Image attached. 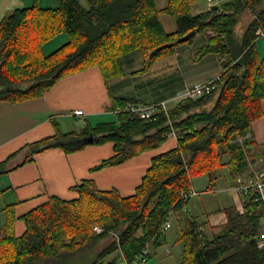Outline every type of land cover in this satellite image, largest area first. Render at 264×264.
<instances>
[{
	"label": "trees",
	"instance_id": "obj_1",
	"mask_svg": "<svg viewBox=\"0 0 264 264\" xmlns=\"http://www.w3.org/2000/svg\"><path fill=\"white\" fill-rule=\"evenodd\" d=\"M196 1L169 0L166 8L159 9L155 0H88L90 8L86 9L79 0H60L57 8L34 5L10 11L3 18L0 102L14 105L40 99L62 79L92 67L101 70L106 82L119 78L122 57L136 51L146 58V72L155 61L185 44L177 40L192 31L212 32L196 60L215 55L222 59L224 71L212 93L178 100L168 110L163 102L155 104L158 109L151 119H142L128 107L138 106V101L115 98L111 111L116 122L86 125L79 133H65L55 124L53 136L30 144L34 155L51 148L70 154L90 144L111 143L114 155L94 169L102 170L159 150L173 134L179 141L175 149L155 155L130 197L117 190L101 191L94 182L84 181L73 188L77 198L53 197L22 216L26 230L20 237L16 235V207H6L0 264H115L108 261L115 253L133 264L148 244L158 249L167 243L162 227L171 213L176 216L174 228L182 246L179 264H264V248L258 245L263 209L254 194L242 196L241 210L236 206L223 209L227 221L219 226L221 232L211 236L207 223H198L189 213L190 199L184 198L194 190L195 180L204 178L213 184L224 169L236 180L247 174L249 162L258 157L259 147L245 137L263 116L264 56L257 41L258 32H264V0H234L193 15ZM161 14L175 18L176 33L166 32ZM244 15L249 20L237 36ZM63 34L69 41L45 55L43 46ZM170 43H174L172 48L150 56ZM90 136L93 143L83 142ZM22 150L0 163V176L10 171V159ZM98 227L101 233L96 232ZM110 234L117 237L107 247L94 256L83 254Z\"/></svg>",
	"mask_w": 264,
	"mask_h": 264
},
{
	"label": "crops",
	"instance_id": "obj_2",
	"mask_svg": "<svg viewBox=\"0 0 264 264\" xmlns=\"http://www.w3.org/2000/svg\"><path fill=\"white\" fill-rule=\"evenodd\" d=\"M232 1L234 0H197L191 12L199 15L215 5ZM79 3L86 9L90 8L88 0H79ZM155 3L159 9H164L169 5V0H155ZM34 5L41 9L57 8L60 0H0V23L10 11ZM160 17L166 32L176 33L178 28L175 18L166 14H161ZM248 20L244 15V21ZM210 35V31L196 33L190 43L176 47L170 54L155 61L146 72H143L146 58L143 52L136 51L122 57L123 74L119 78L106 82L101 70L92 67L62 79L40 99L14 105L0 102V163L24 148L10 159L7 165L10 171L0 176V233L6 224V207H16V235L20 237L26 230L22 216L46 204L53 197L67 200L77 198L78 193L73 188L87 180L94 182L101 191L117 190L123 197L132 196L151 167L155 155L177 147L179 141L175 134L169 136L157 151L145 152L122 165L102 170L94 169L114 155V146L111 143L90 144L81 151L70 154L60 148H51L32 155V152H28V146L53 136L56 133L55 124L65 133H79L86 125L95 127L100 123L116 122V114L111 111L115 98L134 99L146 106L164 101L174 106L178 102L177 96L188 86L205 84L223 73L222 59L215 55L196 60ZM68 41V36L59 35L43 46V52L49 55ZM257 42L260 56L263 57L264 35ZM262 109L263 116L253 123L250 133L245 137V140H254L259 147L258 157L254 162H249L247 174L264 170V100ZM78 111H83L84 115L76 116ZM227 176L229 179L226 180ZM208 182L204 178L195 180L194 190L215 189L218 192L207 193L196 202V216L186 207L198 220L204 216L209 222L207 231L212 232L210 226L218 229L227 221L223 209L233 206L242 209V196L233 190L236 180L230 177L227 169L220 172L215 183ZM169 237L171 236L167 235L166 244L170 242ZM175 239L174 244L178 247L177 235ZM176 247H170L169 257L160 260L166 264L177 262L181 258L182 246L175 251ZM153 254L155 255V251ZM118 256L120 257L119 254ZM118 256L109 262L118 264L122 260ZM149 264H161V261L152 260Z\"/></svg>",
	"mask_w": 264,
	"mask_h": 264
},
{
	"label": "built area",
	"instance_id": "obj_3",
	"mask_svg": "<svg viewBox=\"0 0 264 264\" xmlns=\"http://www.w3.org/2000/svg\"><path fill=\"white\" fill-rule=\"evenodd\" d=\"M258 34L261 37L264 35V32L260 30ZM215 89H216V85L214 81L206 83L205 85L204 84H194L184 91L185 92L184 99H192V98L205 96L207 94L212 93ZM162 107L165 109L164 104H162ZM130 108L133 112L137 113V115L139 114V116L145 120L151 119L153 114L156 113L155 110H157L156 109L157 106L156 108L155 107L150 108V107L138 105V106H133ZM75 115L83 116L84 113L83 111H78L75 113ZM235 188H236V191L239 192L238 194L247 195V194L252 193L256 196V201L263 209V220H264V170L260 172L251 173L247 176H238L236 178ZM195 194L197 193L194 190H192L188 194L184 195V198L190 199ZM171 216H173V213L169 215L167 221L162 227V231L166 234L172 228ZM97 231H99L98 233L102 232L100 229L99 230L97 229ZM258 245L260 248H264V235L262 236V238L259 239ZM149 250H150V244H148L146 249L143 251V256H141L143 258H140V257L137 258V260L134 263L140 262L141 260L142 264H146L147 262L146 255L147 253H149Z\"/></svg>",
	"mask_w": 264,
	"mask_h": 264
},
{
	"label": "rangeland",
	"instance_id": "obj_4",
	"mask_svg": "<svg viewBox=\"0 0 264 264\" xmlns=\"http://www.w3.org/2000/svg\"><path fill=\"white\" fill-rule=\"evenodd\" d=\"M243 22H245L244 20H240L239 21V23H238V28L236 29V34H237V36H239V35H241L242 34V31L244 30V29H242V26H244V23ZM219 78V77H218ZM218 78H216V79H218ZM216 79H214V80H211L210 82H215V80ZM206 83H209V82H206ZM205 83V84H206ZM196 84H204V83H196ZM204 84V85H205ZM192 85H194V84H192ZM189 87H191V85L190 86H188L187 88H189ZM186 88V89H187ZM184 96H185V92H182L181 94H179L178 96H177V99L179 100V101H181V100H183L184 99ZM36 100V99H35ZM32 101V100H31ZM28 102V101H27ZM20 104V103H19ZM162 104H164V107H165V109L166 110H168V109H170V108H172L173 106H170V104L168 103V102H163ZM138 105V104H137ZM139 105H141V104H139ZM141 106H143V105H141ZM149 106V105H148ZM128 107H131V105H129ZM150 108L151 107H155L156 108V106H149ZM213 107V102L208 106V109H211ZM158 109V108H157ZM156 112H157V110H155ZM66 128V127H65ZM28 152L30 153L31 152V150L29 149L28 150ZM260 171H263V170H260ZM260 171H255V172H260ZM226 172V174H227V171H225ZM255 172H251V173H255ZM247 175H249V174H246L245 176H247ZM200 179V178H199ZM227 179H229V176H227V178H226V180ZM198 180V179H197ZM198 186V185H197ZM201 186V185H200ZM236 186V185H235ZM218 188H220V186L218 185ZM196 189H199V188H196ZM233 190L236 192V194H238L239 192H237L236 191V188L234 187L233 188ZM197 194H195L194 196H192V198H190L191 200H190V202L187 204V206H188V208L190 209V212L192 213V215H194V216H196V211H195V205H196V202H199V200H201V199H203L204 197H203V195H205V194H207V193H214V194H216V191H215V189H208V190H205V191H196V190H194ZM218 192V191H217ZM239 195H241V194H239ZM241 196H244V194H242ZM198 215V214H197ZM175 219H176V216H175V214L173 213V216H171V224H172V228L167 232V235L168 236H171V237H169V240H170V242H169V244H165V245H163L162 247H160V248H158V249H150L149 250V253H147V262H146V264H149L152 260H156V262L157 261H161V264H166V262H164V261H162V260H160V259H166V258H168L169 257V253H170V251H169V248L170 247H172V249L174 248V247H176V245L174 244V242L176 241V235H177V230L174 228V225H175ZM198 223H209V222H207L206 221V218L204 217V216H202V217H200V220H199V222ZM206 224V229L208 230V225ZM263 226H264V221H263ZM214 229L213 230H215V229H217V228H215V227H213ZM98 230L100 229L101 231L103 230L101 227H98L97 228ZM97 229H96V232H99V231H97ZM210 229H211V226H210ZM212 230V232L210 231L209 232V235L211 236V235H214V234H218L219 232H221V230H222V228L220 227H218V229L216 230V231H213ZM264 235V232L261 234V236H260V238H262V236ZM117 237V235L115 234H110V236L109 237H107V238H105V239H103L102 241H100V243H98L95 247H93L92 249L93 250H89V251H87L86 250V252L85 253H83V254H85V255H88V253H89V256H94V255H96L98 252H100L103 248H105V247H107L109 244H110V242L114 239L115 240V238ZM181 246V245H180ZM180 246H179V244H178V247H176V249H175V251L176 250H178L179 248H180ZM154 251H155V255L153 254L154 253ZM118 256V253H116V254H114L112 257H110L109 259H108V261L109 260H112V259H114L116 256ZM120 255V254H119ZM150 255H152L151 256V258H150ZM142 256H143V254H142ZM87 257V256H86ZM119 257V256H118ZM140 258H143V257H141V256H139ZM138 257V258H139ZM90 258V257H89ZM117 258V257H116ZM119 258H121L122 260L121 261H119L118 262V264H127L126 262H124L123 261V258L121 257V255H120V257ZM181 262V258H178V261L177 262H175L174 261V264H179ZM134 264H142V261L140 260V262H136V263H134Z\"/></svg>",
	"mask_w": 264,
	"mask_h": 264
},
{
	"label": "water",
	"instance_id": "obj_5",
	"mask_svg": "<svg viewBox=\"0 0 264 264\" xmlns=\"http://www.w3.org/2000/svg\"><path fill=\"white\" fill-rule=\"evenodd\" d=\"M217 9H218V6H213L211 8V10H217ZM195 35H196V31L189 32V34H187L186 36L179 38L177 40V43L178 44L186 43V42L190 41V39H192ZM173 46H174V43H170V44L164 45L162 47H159V48L153 50L150 53V56L153 57L157 53L161 52L164 48H172ZM93 140H94L93 136H90L88 138H84L83 142H85V143H93Z\"/></svg>",
	"mask_w": 264,
	"mask_h": 264
}]
</instances>
